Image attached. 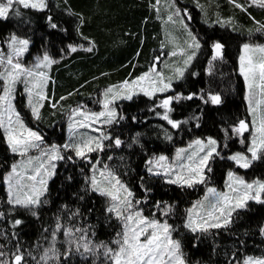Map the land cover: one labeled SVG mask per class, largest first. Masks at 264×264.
Wrapping results in <instances>:
<instances>
[{"label": "trees", "instance_id": "1", "mask_svg": "<svg viewBox=\"0 0 264 264\" xmlns=\"http://www.w3.org/2000/svg\"><path fill=\"white\" fill-rule=\"evenodd\" d=\"M44 3L43 9H25L14 4L8 18H0V46L15 35L28 41L27 55L47 54L55 61L50 70L53 82L39 119L31 117L19 88L15 102L25 119L38 123L42 131L54 135L60 143L65 140L66 118L72 109H96L104 91L148 72L161 53L194 49L186 47L189 34L192 39L195 37L199 48L183 75L173 79L168 92L174 98L180 97L172 100L168 112L179 127L173 128L159 118L163 113L159 106L161 94L137 93L131 99L113 102L117 115L105 125L108 138L103 149L87 153L86 158L69 151L70 156L57 163L41 203L31 210L8 203L4 177L16 156L0 129V252L5 254L0 259L14 264V256L19 254L23 256L21 264H38L44 250L52 244L59 224L55 248L63 254L71 247L72 254L67 258L61 255L49 264H108L102 254L85 258L74 245L62 241L66 228H85L95 243H109L119 231L118 220L107 211L108 200L93 191L88 182L92 161L97 156L114 169L148 214L158 216L159 209L167 210V219L187 262L233 264L247 255L264 258V203L247 201L245 208L233 213L226 227L195 233L185 227L188 209L203 196L205 187L221 188L228 172L234 171L247 181L257 179L264 183V152L248 168L238 166L228 157L233 150L242 149L233 129L250 117L245 84L238 69L240 47L244 43L264 45V7L252 0ZM17 11L20 15L15 14ZM216 43L222 45V56L213 59ZM177 55L168 59L160 56L155 63L157 68L166 73L163 65H181L183 54ZM2 88L0 78V94ZM210 95H219L221 103L212 104ZM188 96L192 99H186ZM208 137L218 142L220 151L210 160L211 171L206 170L203 183L182 187L147 170L151 157L171 155L178 146ZM117 139L121 141L119 146ZM261 199L264 200V193ZM16 220L22 223L15 224Z\"/></svg>", "mask_w": 264, "mask_h": 264}, {"label": "snow or ice", "instance_id": "2", "mask_svg": "<svg viewBox=\"0 0 264 264\" xmlns=\"http://www.w3.org/2000/svg\"><path fill=\"white\" fill-rule=\"evenodd\" d=\"M252 2L259 7H264V0H252ZM14 4H19L25 9H43L45 7L44 0H0V18L7 19ZM236 6L240 7L239 4ZM15 14L20 15L18 11ZM51 26L53 28L56 27L55 24ZM17 44L22 47H13ZM193 45L199 48V44L195 42V37H193ZM27 46V40L18 39L15 35L11 37L9 42V47L13 48L17 57L21 56L27 50ZM71 50L76 51L75 48ZM213 50V59L222 56V45L220 43L214 44ZM191 59L192 57L189 56L188 61ZM188 61H185V63H188ZM54 62L45 54L42 60L37 62L35 67L48 66ZM7 63L11 66V71H7V75L0 73V78L5 81L4 94L0 95V129L4 131L5 140L11 152L24 157L30 149L40 147L42 138L37 132L25 126L20 115L13 108L11 102L13 87L21 77H23V82L26 85L31 84L30 87L26 88L29 96V106L32 109L33 116L39 119V106L33 102L32 97L35 94L39 97V100L45 99L43 86L47 77L43 72L37 73L32 69H25L18 62L13 63L11 55L8 57ZM177 72L183 75L181 70L178 69ZM240 74L244 78L248 91L246 99L249 101V111L253 114V138L251 147L248 149L251 153V159L239 153L230 156L229 159L235 161L242 168H248L251 162L259 159L260 153L264 152V112L260 111L261 105H264V46H252L250 44L243 46L240 56ZM29 77H37V79L29 81ZM145 81L151 82L149 74L139 77L132 84H128L126 81L120 87L131 90L139 86L140 90L149 96L155 91H164L169 87V85L165 84L163 88L153 87L152 91H149L142 83ZM34 90L38 91L34 92ZM108 91L111 92L112 89ZM133 94L132 91H129L123 98L131 99ZM105 95L107 96V93ZM176 99L179 100L180 97H176ZM186 99L190 100L192 96H188ZM208 99L212 104L221 103V97L219 95H210ZM171 102L172 98L165 99L162 102L161 106L165 108L162 118L167 120L173 128H177L179 127V122L170 119L168 116V112L171 111L169 108ZM110 103L111 101L106 99L103 105L105 111L99 114L92 113L88 115L80 113L79 109L74 110L73 115L80 114L84 116V120L77 122L78 126L81 128L89 127L90 124L88 122L95 123L100 117L104 116L108 117L106 123H112L115 113L109 108ZM253 103L255 107H253ZM75 126L70 124V131ZM95 130L93 129V131ZM248 130L249 126L244 121H240L239 126L233 129L234 132L240 135H243ZM102 139H107V137H102ZM115 143L119 146L121 141L117 139ZM216 143L211 138L207 140L206 144L197 139L194 141V145L198 146V148L186 158L183 153L187 150L178 149L174 164L170 165L167 162V157L161 155L157 160H150L148 162L160 170L153 171L152 167L148 170L153 175L163 174L168 177H171L175 172V178H169L167 183L179 184L182 187H192L194 184L203 183L205 180V169L209 172L211 171L209 160L216 153ZM192 146L190 145L189 147L191 148ZM64 148L73 149L76 157L86 158V153L97 149L102 150L103 145L96 138H88L83 140L82 143L65 144ZM206 148L207 151L205 152ZM202 152L205 154L200 155ZM42 155L48 157L49 167L53 169L55 168V164L51 162L63 159L56 145H53L49 150L43 151ZM181 160H186V162L178 163L179 171L176 172V163ZM32 164L33 160L31 158L25 162L13 164L11 171L4 177V183L7 185L8 191V203L14 207L19 206L31 210L41 203V196L47 187V179L45 177H49L51 173L41 163L38 168L32 171V174H29V169ZM42 169H44L43 174L41 173ZM100 176L107 181V186H104L103 181L97 180L93 176L91 179L92 189L93 191L99 192L100 195L110 198L112 203L107 208V211L114 213L116 218L121 221L122 231L117 233V238L112 241L117 247L112 248L104 242L93 245L90 241L83 242L85 239L83 237L77 240L74 238V232L71 228L64 230L67 243L70 246L75 244L76 252L85 258L87 256H98L102 252L108 264H184L180 242L172 239L170 225L166 222L161 223L156 219H148L139 210H134L133 201L130 199L132 192L107 167L100 172ZM234 185H239L240 188H243V193L241 194L240 188L234 187ZM227 186L230 192L235 193V195H231L229 192H218L215 188H208L204 199L194 204L191 209H188L185 227L194 233L207 232L211 228L226 227L231 223L233 213L237 209L245 208L247 201L256 200L258 203H264V200L261 199V194L264 193V183L258 181L255 184L246 183L243 179L229 172ZM121 192L126 193L123 198H121ZM136 203H139V201ZM164 214L167 215V210ZM33 215H35V212H33ZM20 223L22 221H15V224ZM60 229L61 225L58 224L56 230L53 232V242L56 238L55 232L60 231ZM75 231L79 232L81 229H76ZM261 233L264 234V229H261ZM81 248L83 252L80 251ZM71 254V247L61 254L53 243L49 248L44 250V253L39 258L38 264H49V261H58L61 255L67 258ZM4 255L3 252H0V257ZM33 258L35 259V257ZM22 260V255L17 254L14 256V264H21ZM0 264H8V262L0 259ZM244 264H264V259H253L249 257L245 260Z\"/></svg>", "mask_w": 264, "mask_h": 264}, {"label": "rangeland", "instance_id": "3", "mask_svg": "<svg viewBox=\"0 0 264 264\" xmlns=\"http://www.w3.org/2000/svg\"><path fill=\"white\" fill-rule=\"evenodd\" d=\"M189 36H190V38L187 41L186 47H190V45L194 46L193 45V39L191 38V35L190 34H189ZM10 39H9V41L4 46H0V61H2V62H0V65H1L0 66L1 67V73H3L4 75H7V71H11V66L7 63V59H8V57L10 55L12 57L13 63H17L18 62L25 69H32L34 72H37V73H40V72L45 73V75L47 77V80H46V82L44 83V86H43V95L46 98V93H47L48 87L53 82V78L50 75V70H51V65L52 64L51 65H48V66H42V67H39V68L35 67V65L37 64V62L39 60H42V58H43V56L45 54H36V55H32V56L27 55L28 46H27V50L25 52H23V54L21 56L17 57L15 55L14 51H13V48H10L9 47ZM18 39H20V38H18ZM245 44H250L252 46H264V45L259 44V43H244L243 45H241L240 52H239V56H238V69H239V73H240V56L242 54V48H243V46ZM192 46H191V48H193ZM13 47H22V46L17 44V45H14ZM197 51H198V48H196L194 46V49H192V50H190V49L189 50H183L182 48H179L178 50H173L171 53H168L167 55L161 53L160 56L161 57H164L165 59H168V57L172 56L173 53H175V55H177V54L178 55L183 54V58H182L181 65H179V66H177V65L176 66H172V65H167L166 66V65H163L162 66V69L164 68L166 70V73L165 72H162V70H160V68H157V65H156L157 62L161 59L160 56H157L154 59V64L151 67V69L148 72H146V73H144V74H142V75L139 76V77H141V76H144L145 74H149L150 81L151 82H149V81L142 82L143 85H144V87H146L149 91H152V88L153 87H155V88H163V86L165 84L169 85V87L167 89H165L164 91H155L151 95V96H154V95H157V94H161V97L159 98V106L162 108V112L163 113L161 115H159V118L163 119L162 116H163V114L165 112V108L161 106L162 105V102L165 99H168V98H172V100L176 99V98H174L173 95L168 94V92L170 90H172V87H173V84L172 83L174 82L173 79H178V78H180L182 76V75H180L177 72V70L179 69L182 72H184L185 68L188 66L189 62L193 59V57L195 56V54L197 53ZM212 51L214 53V50H212ZM189 56L192 57V59L190 61H188V57ZM49 58L52 59L50 56H49ZM185 61H188V63H185ZM139 77L135 78L132 81H129L128 84H132V82L138 80ZM28 79H29V81H33V80L37 79V77H29ZM243 80H244V78H243ZM244 84H245V81H244ZM4 86H5V81L3 79V88H2V92H1L0 95H3L4 94ZM30 86H31V84L29 83L28 85H26L23 82V77H21V79L19 81H17L15 83L14 87H13V91H12V95H11V102H12L13 108L20 115V118L23 121V123L25 124V126L28 127L29 129H31L32 131L37 132L41 136L42 142H40V147L39 148L30 149L28 151L27 155L24 156V157H21L20 155L15 154L16 158L13 161V163H12L11 167L9 168L8 172L6 173V175L11 171L13 164L22 163V162L27 161L29 158H31L33 160V164L31 166V168L29 169V174H32V171L35 168H38L41 163H43L45 165V169H47V171L51 173V175L49 177H45L47 179V183H48L49 179L51 178V176L53 175V172H54V169L55 168L53 169V168L49 167L48 157L45 156V155H42V152L43 151L49 150V149H51V147L53 145H56V147H57L60 155L62 157H65L66 155L67 156H70L69 151L71 153L75 154V151L73 149H71V148L65 149L64 148V145L65 144L82 143L83 140H85V139H88V138H96L103 145V142H104L105 139H102V137H107L108 138V134L104 132V129L106 127L105 125L107 124L106 121L108 119L107 116L100 117V119L97 120L95 123L88 122L90 124L89 127L81 128V127L78 126L77 122L84 120V116L83 115H80V114L73 115V111L74 110L79 109V112L80 113H85V114H88V115H91L92 113L99 114L100 112L105 111V108H104L103 105H104L105 100L107 99L108 101H111V103L109 104V108L111 110H113L114 113H115V116L113 117V120H114L116 118V115H117V110H116L113 102H115L117 100H120V99H124L123 97L126 94H128L129 91H132L134 94H137V93H143L144 94V92L140 90V87L139 86H137V87H135L134 89H131V90L130 89H127V88H121L120 86L118 88H108L102 94L101 100L99 101L98 105L96 106V109H94V108H92L90 106H86V107L81 106V107H76V108L72 109L69 112V114L67 115V118H66V123H65V140L62 143H60V142L57 141V139H56V137L54 135L48 134L47 132L42 131L41 128L38 127L39 126L38 123L31 124L27 119L24 118V116L18 110L17 104L15 102V95H16V90L19 88L23 92V94H24L25 107L29 110V113H30L31 117L34 118V119H36L33 116V114H32L31 107L29 106V96H28V92L26 91V88H28ZM109 89H112V91L109 92L108 91ZM35 91H38V90H34V92ZM105 93H107V96L105 95ZM247 95H248V91H247V88H246V85H245V97ZM32 99H33V102L34 103H37L38 104V106H39V113H40V108H41V106L43 104V100L44 99L43 100H39V97L36 96L35 94L33 95ZM246 102H247V107H248V111H249V101H248V99H246ZM253 107H255V104L254 103H253ZM169 108H171V104L169 105ZM260 111L261 112H264V105H261ZM249 115H250V117H249L248 122H245L244 121L249 126V130L248 131H245L243 133V135H240V134H237L236 132H234V134H235L234 136H235V138H237V140H238L237 142L240 144V146L242 147V149L233 150L231 153L228 154V157L239 153V154H242V155L246 156L248 159H251V153L248 151V149H249V147H251L252 138H253V133H252L253 114L250 113V111H249ZM163 120H165V119H163ZM165 121L168 122L167 120H165ZM70 124L76 125L75 127L72 128L71 131H70V128H69ZM238 126H236V127H238ZM93 129H96V130L93 131ZM3 133H4V131H3ZM4 136H5V134H4ZM209 138L210 137L204 138V139L195 138V139L191 140L190 142H188V144H186V145L178 146L177 149L171 155H167V154H157V155L151 157L147 161V170L150 167L153 168V171H159L160 170L158 167H153V165H150L148 163L150 160L151 161H155V160L158 159L159 156L163 155V156L167 157V162L170 165L171 164H174V162H176V153H177V150L178 149H186L187 150L186 152L183 153L184 157L186 158L189 154H191L193 151H196V149L198 148V146L194 145V141L195 140L199 139V140H201L202 142H204L206 144L207 143V140ZM211 139H213V138H211ZM190 145H193V146L190 148L189 147ZM97 150H99V149H97ZM206 151H207V148L205 149V152ZM219 151H220L219 150V144L217 142L216 143V153L213 154L212 158L214 156H216L219 153ZM204 154H205L204 152L200 153V155H204ZM60 160H55V161H52L51 163H54L55 164V167H56L57 163ZM210 160H209V163H210ZM184 162H186V160H181V161H179V162L176 163V168H175V171L176 172L179 171L178 163H184ZM105 167H107V169L109 171H111L121 181V183L126 188H128V186L118 177V175L114 171V169L111 166H109L107 163L101 162L98 156L96 157V160L92 161V164H91V167H90V173L88 175V182H89V185H90L91 188H92L91 179H92L93 176H95L97 178V180L103 181V185L104 186H107V181H105L104 178L100 176V172L103 171L105 169ZM206 170L207 169H205V172H206ZM43 171H44V169L41 170V173L42 174H43ZM205 172H204V176H205ZM231 172L233 173L234 176H237V177L243 179L246 183L255 184V182H257V181L260 182V183H262V181L257 180V179L252 180V181H247L242 176H240L239 174H237L236 172H234V171H231ZM228 173L226 175V179L224 181V184H223V186L221 188H217L215 186H207V187H205L203 196L200 199L196 200L192 204V206L190 207V209L193 207L194 204H196L197 202L202 201L204 199L205 195L207 194V189L210 188V187L211 188H215L218 192H229L231 195H235V193H231L230 192V189L227 186L228 185ZM161 175L163 176V178H164L165 181H167L169 178H175V172L173 173V175L171 177L165 176L163 174H161ZM113 183H114V181H113ZM234 187L240 188L239 185H234ZM6 188H7V185H6ZM128 190L130 191L129 188H128ZM243 191H244V189L243 188H240L241 194L243 193ZM97 193H99V192H97ZM124 195H126V193L121 192V198H123ZM104 197H106V199L108 200V207H109L110 204L112 203V201L110 200L109 197H107V196H104ZM130 199L133 201L134 210H139L144 217H146L148 219H156L157 221H159L161 223H164V222L168 223L170 225L171 229H172V231H171V237H172V239L173 240H177V241L180 242V240L177 237H175V235H174V229L172 228L171 224L169 223V221L167 219V215L164 214L165 211H166L165 208H161V209L158 210L159 211V215L158 216L156 215V213L148 214L146 212V210L144 209L143 204H141L140 201H139V203H136L138 200L135 199L133 197V195L130 197ZM111 214L116 218V216H115L114 213H111ZM118 222H119L120 227H119V231L117 233H119V232L122 231L121 221L118 220ZM186 223H187V218H186L185 224ZM66 229H68V228H66ZM71 229L74 232V238L77 239V240H79L81 237H83V238H85L83 242H89L90 241L91 244H93V245H97V244H100L101 243V242H96V243L95 242H92V240L90 239L89 235L87 234V230L85 228H80V227L73 228L72 227ZM76 229H81V231L77 232V231H75ZM117 233H116V236L112 239V241L117 238ZM63 235H64V233H63ZM62 241L63 242L65 241V243H67L66 237ZM112 241L109 242V243H105V244L109 245L112 248H116L117 246L115 244H113ZM54 242L56 243V241H54ZM54 242H52V244ZM73 245L76 247L75 244H73ZM68 246H69V244H68ZM180 246H181V242H180ZM81 250L83 251L82 248H81ZM181 253L183 254L182 247H181ZM101 254H102V252H101ZM249 257H251L253 259H264L263 257L247 255V256H244L241 259L235 260L233 264H244L245 260L248 259ZM183 259H184V264H198L197 262H193V263L187 262V259L185 258L184 254H183Z\"/></svg>", "mask_w": 264, "mask_h": 264}]
</instances>
